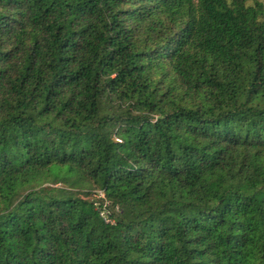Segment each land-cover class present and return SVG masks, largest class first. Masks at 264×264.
<instances>
[{"label":"trees","instance_id":"trees-1","mask_svg":"<svg viewBox=\"0 0 264 264\" xmlns=\"http://www.w3.org/2000/svg\"><path fill=\"white\" fill-rule=\"evenodd\" d=\"M247 1L0 0V264H264Z\"/></svg>","mask_w":264,"mask_h":264},{"label":"built area","instance_id":"built-area-1","mask_svg":"<svg viewBox=\"0 0 264 264\" xmlns=\"http://www.w3.org/2000/svg\"><path fill=\"white\" fill-rule=\"evenodd\" d=\"M94 206L95 208H97V210L99 211L100 217L106 224H115V220L111 216V212L109 209V202L105 198L103 192L101 191L97 192V195L95 196V199H94ZM115 211L120 212L118 208Z\"/></svg>","mask_w":264,"mask_h":264},{"label":"rangeland","instance_id":"rangeland-1","mask_svg":"<svg viewBox=\"0 0 264 264\" xmlns=\"http://www.w3.org/2000/svg\"><path fill=\"white\" fill-rule=\"evenodd\" d=\"M257 1L262 2L263 0H257ZM247 3L248 4H254V1L253 0H248Z\"/></svg>","mask_w":264,"mask_h":264}]
</instances>
